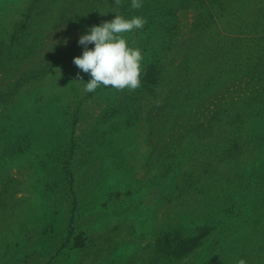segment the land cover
<instances>
[{
    "label": "rangeland",
    "instance_id": "1",
    "mask_svg": "<svg viewBox=\"0 0 264 264\" xmlns=\"http://www.w3.org/2000/svg\"><path fill=\"white\" fill-rule=\"evenodd\" d=\"M130 4L0 0V264H264V0ZM116 14L140 86L85 91Z\"/></svg>",
    "mask_w": 264,
    "mask_h": 264
},
{
    "label": "clouds",
    "instance_id": "2",
    "mask_svg": "<svg viewBox=\"0 0 264 264\" xmlns=\"http://www.w3.org/2000/svg\"><path fill=\"white\" fill-rule=\"evenodd\" d=\"M143 0H131L132 8H141ZM146 18L133 15L126 18L116 14L113 19L101 24L91 25L78 38L83 47L81 55L73 57V62L90 79L84 85L85 91L93 92L101 85L114 89H135L140 86L142 51L131 47L123 35L137 28H142ZM93 44V47H88ZM238 264H246L241 258Z\"/></svg>",
    "mask_w": 264,
    "mask_h": 264
},
{
    "label": "trees",
    "instance_id": "3",
    "mask_svg": "<svg viewBox=\"0 0 264 264\" xmlns=\"http://www.w3.org/2000/svg\"><path fill=\"white\" fill-rule=\"evenodd\" d=\"M203 232H205L204 236L199 234L197 237L181 238L174 248V252L176 254H186L193 251L200 244L201 239L207 235L209 228L203 230Z\"/></svg>",
    "mask_w": 264,
    "mask_h": 264
}]
</instances>
